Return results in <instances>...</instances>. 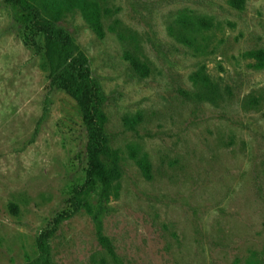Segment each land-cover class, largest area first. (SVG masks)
Wrapping results in <instances>:
<instances>
[{
  "label": "rangeland",
  "instance_id": "1",
  "mask_svg": "<svg viewBox=\"0 0 264 264\" xmlns=\"http://www.w3.org/2000/svg\"><path fill=\"white\" fill-rule=\"evenodd\" d=\"M93 1L103 35L78 9L54 28L101 87L120 157L110 189L87 184L83 114L51 84L43 38L0 0V264H45L46 234L49 264H264V68L251 55L264 53V0L243 11L228 0ZM185 12L215 24L201 53L169 34ZM201 65L229 88L225 100L184 94ZM132 147L148 154L151 179Z\"/></svg>",
  "mask_w": 264,
  "mask_h": 264
},
{
  "label": "trees",
  "instance_id": "2",
  "mask_svg": "<svg viewBox=\"0 0 264 264\" xmlns=\"http://www.w3.org/2000/svg\"><path fill=\"white\" fill-rule=\"evenodd\" d=\"M98 2L99 0H95ZM105 1V0H102ZM14 10L19 22L31 31L39 34L44 41L45 58L51 77V84L70 95L83 114L88 131L87 143V184L101 183L110 189L117 179V165L120 157L116 150L110 148L106 138L107 115L104 111V99L99 84L92 80L84 58L76 54L71 39L54 28V23L61 20L65 12L78 9L99 35H103L102 22L98 5L93 0H5ZM94 4H93V3ZM229 5L239 11L245 9L246 0H228ZM213 19L185 12L179 15L168 27L169 34L178 43L187 46L196 53L202 52L205 44L204 35L214 28ZM256 67L264 68V53L254 51ZM126 58L134 70L148 75L149 69L133 52H127ZM193 93L185 92L188 98L198 99L207 104H217L225 100L229 88L214 79L201 65L191 75ZM246 104L256 109L261 100L248 97ZM142 122V116L126 117L125 123L132 130ZM131 157L136 161L145 178L152 177V164L146 153L140 148H131ZM46 234L40 242L42 256L49 264L50 248Z\"/></svg>",
  "mask_w": 264,
  "mask_h": 264
}]
</instances>
